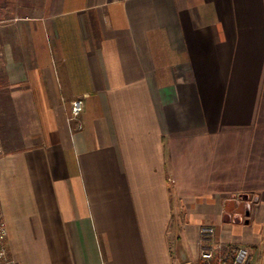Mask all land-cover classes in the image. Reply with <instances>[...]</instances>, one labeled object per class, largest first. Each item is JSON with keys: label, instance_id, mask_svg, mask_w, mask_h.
Segmentation results:
<instances>
[{"label": "crops", "instance_id": "crops-1", "mask_svg": "<svg viewBox=\"0 0 264 264\" xmlns=\"http://www.w3.org/2000/svg\"><path fill=\"white\" fill-rule=\"evenodd\" d=\"M0 140L18 264H264V0H0Z\"/></svg>", "mask_w": 264, "mask_h": 264}, {"label": "built area", "instance_id": "built-area-1", "mask_svg": "<svg viewBox=\"0 0 264 264\" xmlns=\"http://www.w3.org/2000/svg\"><path fill=\"white\" fill-rule=\"evenodd\" d=\"M84 109L83 100H76L72 105L71 120L79 118ZM3 145L0 140V156L3 155ZM215 227L205 225L200 230L202 240L201 261L202 264H249L252 252L248 247L242 246L233 249L222 242L215 241ZM9 228L3 218L0 205V264H18L11 256L8 248Z\"/></svg>", "mask_w": 264, "mask_h": 264}]
</instances>
